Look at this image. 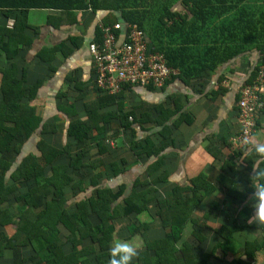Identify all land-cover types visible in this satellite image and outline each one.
<instances>
[{"label": "trees", "instance_id": "1", "mask_svg": "<svg viewBox=\"0 0 264 264\" xmlns=\"http://www.w3.org/2000/svg\"><path fill=\"white\" fill-rule=\"evenodd\" d=\"M32 9L61 12V16L73 21L78 12L91 9L96 15L107 13L102 20L106 25L136 24L146 34L150 47L164 54L168 66L178 71L177 79L186 85L193 79L224 70L217 80V90L227 93L222 87L225 81H230L225 66L248 53L257 54L258 58L248 70V79L243 84H251L261 71L264 72V0H0V13ZM16 29V26L14 30L0 27V56L5 53L11 62L19 50L13 45ZM96 30L97 39L99 29ZM3 36L9 39L6 47H2ZM0 73V226L16 229L12 237L0 233V258L7 250L30 246L35 254L33 259L38 258L37 264H91L88 256L95 254L98 247L97 263L108 264L112 222L119 216L139 215L146 211L148 204L155 200V189L150 187L136 192L137 187L144 188L136 181L134 189L126 196L124 186H119L116 192L101 187L104 178L116 177L123 172L120 166L126 160L105 162L98 157L115 154L106 141L114 140L120 134L130 132L136 137L138 128L148 134L141 124L149 120V114L138 113L135 109L125 111L117 102L122 94L109 96L99 91L103 97L86 103L83 109L75 112L81 114L78 118L71 113L76 101L72 98L68 99L72 102L67 103L63 98L69 94L61 93L58 108L66 114L68 111L71 116L69 127L66 130L56 123H45L40 140L35 144V153L31 151L30 141L41 128L42 117L33 103L43 81L29 85L25 71L22 79L17 78L15 64L0 69ZM235 96L237 111V92ZM262 100L264 103V94ZM116 103L121 111L118 114L103 110ZM158 111L170 113L161 108ZM261 111L257 129H264V106ZM110 130L113 139L107 137ZM64 133L66 140L61 143ZM54 137L57 139L51 140ZM144 139V147L132 143L131 148L137 156L155 158L147 170L150 174L162 165V151L148 136ZM25 151L26 155L20 159ZM215 151L216 148L211 150V154L218 159L220 151ZM240 164L244 166L239 167ZM256 170L264 171V159L259 158L251 146L234 149L232 158L222 163L221 174L215 183L202 174L192 180L191 187L175 188L166 199L158 201L157 217L168 235L163 241L150 242L146 237L148 223L135 228L136 232H143L147 252L156 253L154 260L147 255L139 257L138 264H178L174 258V245L182 238L188 222L198 223L192 214L202 200L219 190L235 205L245 206L246 200L253 196L258 179ZM259 179L264 180V177ZM91 187L95 189L90 197L72 202V194L86 192ZM187 192L191 195H185ZM123 198L124 205H118ZM214 207L218 209V203ZM242 210V222L247 224L253 209L243 207ZM248 228L253 229L249 225L221 227L217 231L226 241L220 247L230 251L239 249L241 246L232 234ZM261 231L264 233V222ZM85 240L91 241L87 247L83 244ZM247 241L231 264H252L255 260L256 252L261 250L260 243ZM192 250L191 244H183L182 253L188 256L183 260L184 264H205L209 256L196 262L191 258ZM103 257L108 259L103 260Z\"/></svg>", "mask_w": 264, "mask_h": 264}, {"label": "crops", "instance_id": "2", "mask_svg": "<svg viewBox=\"0 0 264 264\" xmlns=\"http://www.w3.org/2000/svg\"><path fill=\"white\" fill-rule=\"evenodd\" d=\"M106 14L101 12L96 15L89 9L78 12L76 21H73L65 15L61 16V12L47 9L0 13V27L7 30H14V27H17L16 43L13 45L19 47L18 54L12 62L8 60L5 53L1 54L0 69L9 68L15 64L17 78L22 79V73L25 71L29 85L36 81H43V86L33 103L38 109V115L42 117V128L47 122L56 123L66 130L69 127L72 119L68 111L66 114L58 108L61 104L59 94H69L63 98L66 102L72 98L76 101L73 102L75 109L71 110L72 114L83 109L86 103L99 101L103 97L104 94L93 90L94 73L89 44L96 39L97 21L103 20ZM18 33H21V36ZM3 43L4 45L1 43L2 47L9 44L8 36H3ZM62 46L65 48L58 50ZM250 55L249 53L242 55L225 66L229 70L227 76L230 81H225L222 87L223 90H227V93H218L217 90V80L220 74L225 72L220 70V74L215 72L193 79L189 85L174 76L161 89L151 87L125 89L121 93L122 96L117 99L118 104L125 111L135 109L138 113L147 112L150 117L145 124H141L148 134L143 133L140 128L137 130L139 134L137 133L136 137H133L130 132L120 134L111 140L113 144L110 147L115 154L98 157L105 162L120 161L122 158L126 160V163L120 166L123 172L116 177L104 178L101 187L116 192L119 186H124L126 196L134 189L136 181L144 186V188L137 187L136 192L145 191L150 187L155 189V200L148 204L146 211L139 215L119 216L112 222L110 247L118 239L130 240L138 246V255L132 264H138V258L145 255L153 260L156 258L154 251L147 252L143 232H136L135 228L148 223L146 237L150 242L163 241L168 235V230L163 228L157 217L158 201L166 199L175 188L191 187L192 180L202 174L215 183L221 174L222 163L232 158L231 152L234 147L231 140L240 133L237 111H235L236 89L248 79V75L246 76L248 70L245 71L246 74L242 73L243 67L239 65V62L241 59L250 62ZM251 62L255 63L256 60ZM237 66L240 68H236ZM1 80L0 73V84ZM37 102H43L42 108L37 105ZM70 102L72 101L67 103ZM117 107L116 103L106 106L103 110L118 114L121 111ZM159 108L170 113L164 114L158 111ZM176 110L177 113H173ZM75 114L78 118L81 117V114ZM114 123L117 124L118 121L115 120ZM39 131V134L36 133V139L30 141V145L32 143L34 145L35 153L37 152L35 144L40 140L42 130ZM65 133L62 142L61 140L57 142L65 143ZM112 134L113 131L110 130L108 139H113ZM145 135L155 147L162 151V165L150 174L147 170L155 158L137 156L131 148L132 143H139L144 147ZM56 139L54 137L51 140ZM257 141H264L263 128L256 129L248 145L251 146ZM215 148L216 151H220L218 159H214L211 154V150ZM242 165L244 166L240 164L239 167ZM103 169L100 170L103 171ZM160 178L163 180L157 182ZM94 189L95 187H91L86 192L72 194L70 196L72 202L90 197ZM185 195L189 196L191 193L187 192ZM123 201L124 198L118 202V205H124ZM246 202L245 206H237L219 190L205 197L192 214V218L198 223L188 222L182 238L174 245L176 248L174 258L177 259L178 264H184L183 260L188 257L182 253L184 243L193 246L191 258L196 262L203 261L204 256L208 255L205 264H231L236 255L243 250L247 240L258 242L261 247V250L256 252V258L252 264H264V233L261 231V224L264 221L250 219L247 224L242 222L240 213L243 207L252 208V216L254 215L252 207L255 203L254 197L250 196ZM214 203H218V209L214 207L216 206ZM206 214L209 215L208 218ZM234 225H249L253 229L248 228L232 234V238L241 247L230 251L220 247L225 243L226 238H223L217 230ZM1 232L12 237L16 229L13 226H0ZM83 244L87 247L91 241L85 240ZM98 252L99 249L96 247L95 254L88 256L91 264H98L96 260ZM34 255L30 246L17 247L15 250L5 251L0 258V263L37 264L39 261L38 258L33 259ZM102 259H108V257Z\"/></svg>", "mask_w": 264, "mask_h": 264}, {"label": "built area", "instance_id": "3", "mask_svg": "<svg viewBox=\"0 0 264 264\" xmlns=\"http://www.w3.org/2000/svg\"><path fill=\"white\" fill-rule=\"evenodd\" d=\"M99 37L89 44L94 73L93 90L116 96L125 89H161L178 71L170 68L164 54L149 45L146 34L132 23L106 25L97 21ZM237 119L240 133L232 144L234 149L247 146L257 129V120L264 103V72L251 84L237 89ZM130 121L132 119L130 118ZM110 146L112 141H106Z\"/></svg>", "mask_w": 264, "mask_h": 264}, {"label": "clouds", "instance_id": "4", "mask_svg": "<svg viewBox=\"0 0 264 264\" xmlns=\"http://www.w3.org/2000/svg\"><path fill=\"white\" fill-rule=\"evenodd\" d=\"M252 150L259 158L264 159V141H257L251 145ZM256 180L254 186L253 204L254 215L250 219L264 221V171H255ZM138 246L130 240H116L109 248L108 264H132L134 258L138 255Z\"/></svg>", "mask_w": 264, "mask_h": 264}, {"label": "rangeland", "instance_id": "5", "mask_svg": "<svg viewBox=\"0 0 264 264\" xmlns=\"http://www.w3.org/2000/svg\"><path fill=\"white\" fill-rule=\"evenodd\" d=\"M257 55V54H256ZM253 56L252 54L250 55V59H251V61H255V59H257L258 58V55L257 56ZM249 62V61H245V60H243V59H241V64H240V62H239V65H241L242 67H243V72L242 73H244V74H246V72L245 71H247V70H249V69H251V66H253L252 64V62ZM242 63H245L244 65H242ZM236 68H240V67H236ZM219 74H220V72H219ZM248 75V73L246 74V76ZM264 94V93H263ZM262 98H263V95H262ZM42 103L43 102H37V105L39 106V107H41V105H42ZM42 108V107H41ZM263 109V108H262ZM261 109V110H262ZM260 110V113H259V115H261V113H262V111ZM234 138V137H233ZM233 138H232V140H233ZM231 140V141H232ZM31 148L33 149V151L35 150V148H34V145H33V143L31 144ZM231 153H233V150H232V152ZM220 163V162H219ZM218 163V164H219ZM243 166V165H242Z\"/></svg>", "mask_w": 264, "mask_h": 264}, {"label": "water", "instance_id": "6", "mask_svg": "<svg viewBox=\"0 0 264 264\" xmlns=\"http://www.w3.org/2000/svg\"><path fill=\"white\" fill-rule=\"evenodd\" d=\"M41 128H42V126H41ZM41 128H40L39 130H42ZM39 130H38V132H37L38 134L40 133ZM33 137H34V139H36L37 134H35ZM34 139H33V140H34ZM25 155H26V151H25V153H23V154L20 155V159H22Z\"/></svg>", "mask_w": 264, "mask_h": 264}]
</instances>
